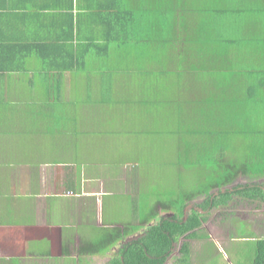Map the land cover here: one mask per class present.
Instances as JSON below:
<instances>
[{"label":"crops","instance_id":"crops-1","mask_svg":"<svg viewBox=\"0 0 264 264\" xmlns=\"http://www.w3.org/2000/svg\"><path fill=\"white\" fill-rule=\"evenodd\" d=\"M218 1L0 0V264H127L149 226L184 223L193 211L200 226L174 234L162 264H253L256 246L245 245L264 238L238 232L230 216L257 220L264 234V211L239 196L212 206L226 189L211 191L209 203L175 197L168 209H145L139 192L149 174L142 161L132 165L143 151L154 160L170 148L148 126L166 92L179 135L181 83L220 63L243 73L244 51L233 49H244L243 0ZM215 39L227 48L206 63L202 48ZM155 73L166 81L155 83ZM137 195L129 208L142 214L124 222L120 206Z\"/></svg>","mask_w":264,"mask_h":264},{"label":"rangeland","instance_id":"rangeland-1","mask_svg":"<svg viewBox=\"0 0 264 264\" xmlns=\"http://www.w3.org/2000/svg\"><path fill=\"white\" fill-rule=\"evenodd\" d=\"M222 1L219 0L218 4H222ZM243 4L242 16L249 24L238 28V33L246 34L242 37L244 49L242 46H234L233 49H240L242 53L244 51L241 66L246 70L245 74L251 75L246 79L244 73H231L226 70L225 63H220L218 71L192 74L187 80V83L190 82L189 86L181 83L180 90L184 94H181L180 124L177 127L179 135L175 133L176 126L171 125L178 113L175 114L169 108V92L165 93V109L157 110V115L151 118L148 126L159 127L151 135V139L155 142L160 137L158 142L164 146L168 144L170 148L160 149L159 151L163 150L162 157H153L154 160L146 157L148 152L143 151L144 155L137 156L142 160L135 158L132 163L135 165L142 161L145 173L149 174L143 178L139 192L141 202L149 204L144 206L145 209H153L156 203L169 204L175 197L181 198L187 194H200L197 197H204L206 192L224 190L228 186L221 184L223 178L239 165L246 163L247 169L253 172L264 165V0H243ZM223 22L226 27V20ZM250 24H254L252 30L248 28ZM226 48L223 40L215 39V43L202 48L201 57L208 63L210 59L220 56L219 53ZM154 77L158 82L166 81L157 77L156 73L152 79ZM168 85L170 84L159 83L163 89ZM249 86H253L252 93L245 91ZM175 95L171 94V97ZM145 119L138 123V128H143ZM177 145L180 146L181 153L177 152L180 155L175 156L171 146L177 148ZM161 153L159 152L160 155ZM249 182H253L250 177L238 175L235 183ZM132 200L139 203L138 195L130 200L125 199L128 209L125 203L120 206L119 218L124 222H130L132 214H142L139 208H129ZM136 209L138 211L133 213ZM230 218L234 223H231L232 227L238 232L242 231L245 236L254 239L264 238V234L256 231L257 220L241 224L242 218L235 213ZM259 218L264 221V214ZM239 227L241 228L238 229ZM256 244L257 241H251L245 246L255 248Z\"/></svg>","mask_w":264,"mask_h":264},{"label":"trees","instance_id":"trees-1","mask_svg":"<svg viewBox=\"0 0 264 264\" xmlns=\"http://www.w3.org/2000/svg\"><path fill=\"white\" fill-rule=\"evenodd\" d=\"M250 46V45H249ZM244 62V60H243ZM230 67H235V60L229 62ZM237 64V62H236ZM239 68V67H238ZM240 68L243 69L244 77L248 79V76L251 74H245V69L241 66ZM245 80V79H244ZM253 86H249L246 88V93H252ZM248 166L246 163L239 165L238 168H235V170L228 173L223 178V186H228L236 182V178L238 175L241 176H248L250 177L254 182L257 179H261L264 177V165L262 168L256 170V172H253V170H248ZM254 182H249L243 186V188H239L241 184H238L234 187L233 191L226 190L223 193H219L217 196H214L213 204L212 206L219 205L221 203H226L227 200L233 195H239L242 198H249L252 200H264V190L261 186ZM251 183H254L253 185H249ZM214 189V188H213ZM211 190V189H210ZM200 194L194 195V194H187L183 197V203L187 200H191L193 198H196ZM203 196V195H202ZM205 197H207L208 200L213 196L212 193L206 192L204 194ZM209 203V202H208ZM163 209H168L170 207L169 204H162ZM201 216L197 212H192L189 218L186 222L182 223L179 222H173L170 219H167L165 221H159L158 225H152L148 228V233L141 241L135 242L133 244V247L129 249L125 253V261L127 264H162L165 260V257H161L162 255H165L169 252V249L171 248V243L173 240L174 234H183L189 230H192L196 227H199L201 224ZM154 218H149L145 224H148L153 220ZM148 226V225H147ZM119 232V231H118ZM121 233L119 232L118 236L115 237V241L118 243V241L121 242L123 239ZM142 245V250L139 248ZM95 251L100 250V247H94ZM186 246L183 247L181 250H185ZM144 251V252H143ZM182 251V252H183ZM122 253V252H121ZM120 258H114V260L110 261L109 264H121ZM253 264H264V239H261L256 244V250H255V258Z\"/></svg>","mask_w":264,"mask_h":264},{"label":"flooded vegetation","instance_id":"flooded-vegetation-1","mask_svg":"<svg viewBox=\"0 0 264 264\" xmlns=\"http://www.w3.org/2000/svg\"><path fill=\"white\" fill-rule=\"evenodd\" d=\"M264 179V177L263 178H261V179H259L260 181L261 180H263ZM254 183H256V184H258L259 186H261L262 188H263V190H264V182H261V183H259V182H257V181H255ZM239 184H241V185H239L240 186V189L241 188H243V186L245 185V183H239ZM228 187H230L229 185H228ZM234 187L235 186H233L230 190H234ZM227 188V187H226ZM226 190H229L228 188L226 189ZM225 190V191H226ZM229 190V191H230ZM233 196H239V195H235V194H233L231 197H233ZM230 197V198H231ZM240 197V196H239ZM242 198V197H241ZM245 200L244 201H247L248 200V203H250V205H249V208L252 210V211H258L259 212V214H260V212H263L264 211V200H252V199H249V198H244ZM261 206V207H260Z\"/></svg>","mask_w":264,"mask_h":264},{"label":"water","instance_id":"water-1","mask_svg":"<svg viewBox=\"0 0 264 264\" xmlns=\"http://www.w3.org/2000/svg\"><path fill=\"white\" fill-rule=\"evenodd\" d=\"M227 188L229 189L230 187H227ZM227 188H224V190L227 189ZM224 190L222 189V190H220V191H224ZM218 192H219V190H215V191H214L215 194H217Z\"/></svg>","mask_w":264,"mask_h":264},{"label":"built area","instance_id":"built-area-1","mask_svg":"<svg viewBox=\"0 0 264 264\" xmlns=\"http://www.w3.org/2000/svg\"><path fill=\"white\" fill-rule=\"evenodd\" d=\"M68 194H72L71 192H68Z\"/></svg>","mask_w":264,"mask_h":264}]
</instances>
